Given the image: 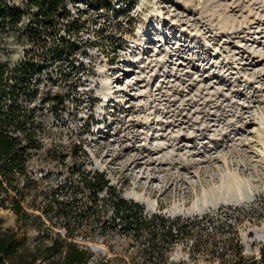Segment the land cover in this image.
I'll use <instances>...</instances> for the list:
<instances>
[{
	"label": "rangeland",
	"instance_id": "obj_1",
	"mask_svg": "<svg viewBox=\"0 0 264 264\" xmlns=\"http://www.w3.org/2000/svg\"><path fill=\"white\" fill-rule=\"evenodd\" d=\"M77 1L69 7L81 18L86 48L72 51L83 75L75 91L76 72L68 63L42 71L43 90L60 92L66 101L62 116L45 104V148L34 155L31 168L37 177L46 174L39 188L85 163L106 171L111 183L148 212L192 217L228 205L222 210L237 212L240 206V241L247 254L259 253L264 0ZM12 2L22 6V0ZM22 31L9 33L0 46V59L11 66L32 47ZM63 156L66 163H57ZM221 176H235L242 188L219 191ZM0 224L15 227L17 214L0 208ZM112 224L105 240L98 227L93 239L76 230L75 239L93 251L88 264H142L144 256L135 252L139 242ZM53 225L50 234L59 230ZM28 234L35 241L41 233L31 228ZM189 245L176 241L169 260L212 261L203 253L191 255ZM58 257L41 264H58Z\"/></svg>",
	"mask_w": 264,
	"mask_h": 264
},
{
	"label": "trees",
	"instance_id": "obj_2",
	"mask_svg": "<svg viewBox=\"0 0 264 264\" xmlns=\"http://www.w3.org/2000/svg\"><path fill=\"white\" fill-rule=\"evenodd\" d=\"M85 2L103 5L107 0ZM69 3L78 1L22 0V6H16L12 0H0V46L9 33L21 30L32 44L15 66L0 59V208L17 214L15 227L0 224V264H41L58 256V264H88L93 251L75 239L76 230L93 239L92 231L98 227L105 240L102 237L109 235L111 223L139 242L135 252L144 256L142 264H176L169 256L178 240L190 244L191 255L206 254L212 260L209 264L216 260L222 264H264V243L259 253L247 254L240 241V206L234 207L237 212H230L232 206L228 205L223 206L227 210L192 217L148 212L139 201L127 198L121 186L111 183L106 171L85 163L77 169L69 167L64 180L39 188L46 174L37 177L31 168L34 155L45 148V104L49 102L56 115L62 116L66 101L60 92L43 90L42 71L56 62L59 67L68 63L76 72L75 91L83 75L72 50L83 53L86 48L84 28ZM90 101L93 104L96 98ZM79 148L88 156L81 145ZM57 163L65 164V156ZM50 221L59 227L55 234L49 232L53 229ZM31 228L41 233L35 241L28 234Z\"/></svg>",
	"mask_w": 264,
	"mask_h": 264
},
{
	"label": "bare ground",
	"instance_id": "obj_3",
	"mask_svg": "<svg viewBox=\"0 0 264 264\" xmlns=\"http://www.w3.org/2000/svg\"><path fill=\"white\" fill-rule=\"evenodd\" d=\"M220 187L219 191H229L233 189L240 190L242 188V182L240 179H237L235 176L233 177H227V176H221L220 178ZM135 199L139 200L141 197L138 194H135L133 196Z\"/></svg>",
	"mask_w": 264,
	"mask_h": 264
}]
</instances>
